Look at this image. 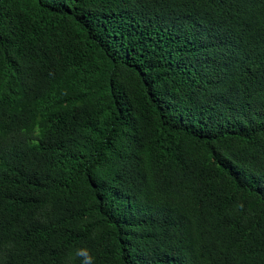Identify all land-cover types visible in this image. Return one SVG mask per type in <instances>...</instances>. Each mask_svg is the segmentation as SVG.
Wrapping results in <instances>:
<instances>
[{
    "label": "trees",
    "instance_id": "16d2710c",
    "mask_svg": "<svg viewBox=\"0 0 264 264\" xmlns=\"http://www.w3.org/2000/svg\"><path fill=\"white\" fill-rule=\"evenodd\" d=\"M0 264H264V0H0Z\"/></svg>",
    "mask_w": 264,
    "mask_h": 264
}]
</instances>
